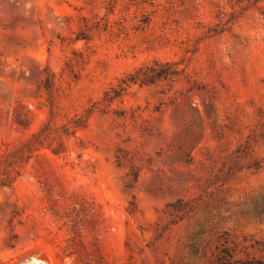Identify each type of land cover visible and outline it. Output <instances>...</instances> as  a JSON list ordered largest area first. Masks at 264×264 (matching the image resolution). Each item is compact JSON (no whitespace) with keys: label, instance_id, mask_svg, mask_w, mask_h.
<instances>
[{"label":"rangeland","instance_id":"obj_1","mask_svg":"<svg viewBox=\"0 0 264 264\" xmlns=\"http://www.w3.org/2000/svg\"><path fill=\"white\" fill-rule=\"evenodd\" d=\"M110 2L0 0V160L45 130L0 264L264 263V0ZM154 61L186 74L86 120Z\"/></svg>","mask_w":264,"mask_h":264},{"label":"trees","instance_id":"obj_2","mask_svg":"<svg viewBox=\"0 0 264 264\" xmlns=\"http://www.w3.org/2000/svg\"><path fill=\"white\" fill-rule=\"evenodd\" d=\"M118 0H111L107 9L110 14L115 11V4ZM135 0H132V2ZM133 4L141 13L140 23L143 26H147L150 23L151 15L153 13V0H136ZM85 39V38H82ZM177 62H161L154 61L152 64L141 67L135 72L127 75L117 87L111 88L106 92L103 98V109L97 107V103L93 104L91 109L87 112L86 120L94 112H108L109 106L116 101L122 100L127 89L132 85L138 86H154L161 82H170L174 84L186 73L184 69L179 68ZM75 128L85 126V122H79L75 124ZM45 132L42 129L39 133L35 134L29 142L15 148L12 152L5 155V160H0V188H12L18 178L22 175L24 166L32 158L33 153L42 145L41 137ZM252 167L259 168L257 163ZM257 216L264 214V208L256 212ZM233 259L232 253L228 249H224L221 252V256L218 258V264H264L259 261H236L231 263Z\"/></svg>","mask_w":264,"mask_h":264},{"label":"bare ground","instance_id":"obj_3","mask_svg":"<svg viewBox=\"0 0 264 264\" xmlns=\"http://www.w3.org/2000/svg\"><path fill=\"white\" fill-rule=\"evenodd\" d=\"M31 264H46V263L42 260H39V261H33Z\"/></svg>","mask_w":264,"mask_h":264}]
</instances>
